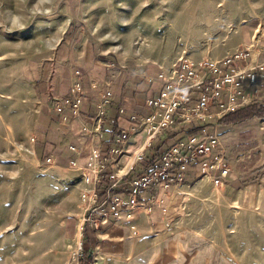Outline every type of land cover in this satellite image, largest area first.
Returning <instances> with one entry per match:
<instances>
[{"label":"rangeland","instance_id":"1","mask_svg":"<svg viewBox=\"0 0 264 264\" xmlns=\"http://www.w3.org/2000/svg\"><path fill=\"white\" fill-rule=\"evenodd\" d=\"M0 1L7 5L0 15V264H76L85 229H99L85 222L94 214L83 197L93 185L92 173L71 160L47 161L39 125L41 104L58 100L56 105L64 97L55 85L58 58L49 56L59 43V25L67 24L63 40L73 43L89 18L99 23V48L110 50L105 56L148 74L154 67L153 75L162 66L170 75L181 56L198 65L235 51L263 50L264 0ZM76 70L82 72L73 67L72 77ZM259 127L260 122L225 145L229 167L238 148L243 172L263 189L264 169L248 172L259 159ZM229 178L218 185L210 178L202 188L208 192L201 190L205 195L185 194L182 227L201 236L192 244L199 247L201 264H264V203L227 204Z\"/></svg>","mask_w":264,"mask_h":264},{"label":"crops","instance_id":"2","mask_svg":"<svg viewBox=\"0 0 264 264\" xmlns=\"http://www.w3.org/2000/svg\"><path fill=\"white\" fill-rule=\"evenodd\" d=\"M3 7L7 8V5L0 1V15ZM86 20L87 28L82 29L83 32L73 43L63 40L62 35L67 30V24H60L59 27H63V30L55 34L60 37L59 43L49 55L58 58L55 67L61 70V75L57 76L58 84H55L56 78L53 79L52 84L58 86L56 91L61 95L65 96L69 92L74 77H72L73 67L81 69L80 77L85 91L81 113L63 120L62 113L54 109L57 100L53 105L42 103L39 116V125L44 139L43 147H46L45 150L48 151L45 154L50 155L55 162L75 160L81 168L91 161L97 148L105 149L113 145L115 130L128 125L129 115L133 111L146 114L150 112V108L145 105V99L161 84L159 79H155L153 84L147 81L149 75H157H153L156 73L154 67H149L148 71L152 74H148L144 67L129 68L126 63L115 58L101 60L99 55L105 57L110 50L99 48V38L102 37L99 33V23L93 25L91 19ZM97 21L99 22V19ZM82 24L84 25V22ZM252 56L253 61L264 60V49L260 48L256 54L252 52ZM47 65L45 71L49 74L51 63ZM107 88L113 90L114 100L126 111L120 114L116 108H112L109 116L98 129L99 124L97 121L92 122L90 117L94 115L95 104ZM258 122H260V127L255 134L256 140L253 139L257 151L255 153L259 154V159L251 171H248L250 173H257L264 169V120L258 121L257 118H251L220 125L222 128L220 131L224 133L222 139L226 144ZM169 130H163L156 136L153 141L154 146L148 148L147 153L156 148L161 141H164L162 146L171 143L167 138V134L171 131ZM149 136L147 127L133 133L118 162L111 165L110 169L119 175L127 173L136 163V151L144 147ZM71 144L76 145L79 150H70ZM237 150L238 148H235L229 159L232 173L229 174L231 178L228 182L232 189L226 190L227 193L223 194L224 200L227 204H234L241 208L262 204L264 198L259 196L264 194V188H259L256 181L245 185L241 183L247 174L242 169L244 160L235 153ZM209 182L210 177L207 175L197 178L190 176L186 182L174 190L168 192L160 190L158 195L161 201L151 210L140 204L130 211H123L118 218L102 217L101 227L93 228L92 232L88 233L90 240L95 239L92 264H201L199 247L192 245L197 242L194 237L198 239L201 236L196 233L198 232L196 230L190 232L189 228L182 227L184 209L182 202L188 191L193 190V193L197 192L198 195L202 193L201 190L205 193L207 190L202 188ZM202 195L205 194L202 193Z\"/></svg>","mask_w":264,"mask_h":264},{"label":"built area","instance_id":"3","mask_svg":"<svg viewBox=\"0 0 264 264\" xmlns=\"http://www.w3.org/2000/svg\"><path fill=\"white\" fill-rule=\"evenodd\" d=\"M170 72L168 75L160 66L156 76L147 77L150 84L155 78L161 81L157 90L145 99L150 112L133 111L128 125L115 130L113 145L108 149L97 148L91 161L85 164L84 168L92 173L93 182L83 196L93 206L94 214L85 219L91 227L100 228L102 217L118 218L123 211H130L140 204L151 210L161 201L160 190H174L190 176L207 175L218 185L230 174L218 119L226 112L264 96V60L253 61L249 49L198 65L181 56ZM80 75V70H76L68 94L55 105L63 120L81 113L85 91ZM112 108L120 114L126 111L114 100L113 90L107 88L90 117L92 122L97 121L98 129ZM195 126L197 131H190L147 153L163 130L187 131ZM142 127L148 128L150 136L144 147L136 151V163L127 173L117 174L110 166L118 162L131 135ZM69 148L79 150L74 144ZM149 157L153 158L151 163ZM46 159L55 162L50 155ZM71 164L77 165V162L71 160Z\"/></svg>","mask_w":264,"mask_h":264},{"label":"trees","instance_id":"4","mask_svg":"<svg viewBox=\"0 0 264 264\" xmlns=\"http://www.w3.org/2000/svg\"><path fill=\"white\" fill-rule=\"evenodd\" d=\"M108 55V54H107ZM112 56L109 55V57ZM108 56L103 57L102 59H108ZM251 118H262L264 119V96L260 98L253 99L251 102H248L242 106H239L238 108L234 110H230L226 112L223 116H221L218 119V124L220 125H227V124H232L236 123L239 121L251 119ZM197 127L190 128L189 130H180V129H170L171 135H169L167 138L170 140L172 143L174 141L175 137L182 136L184 134L189 133L190 131H195ZM197 131V130H196ZM178 134V135H177ZM181 134V135H180ZM166 141V140H165ZM164 141H161L160 144L157 145L156 148L161 147L163 145ZM170 144V143H169ZM110 146L105 147V149H108ZM153 158L149 157L148 161L151 163ZM110 171V169L108 170ZM261 172V171H258ZM251 175H257L255 172H251ZM254 177H249L245 176L243 180L241 181L242 185L251 183L255 180H253ZM94 245H95V239L94 240H89L88 232L85 229V237L82 242V251L80 255L78 256V264H92L93 263V250H94Z\"/></svg>","mask_w":264,"mask_h":264},{"label":"bare ground","instance_id":"5","mask_svg":"<svg viewBox=\"0 0 264 264\" xmlns=\"http://www.w3.org/2000/svg\"><path fill=\"white\" fill-rule=\"evenodd\" d=\"M244 29H245V31L243 32L244 33V39H248V37H249V31H248L247 27H245Z\"/></svg>","mask_w":264,"mask_h":264}]
</instances>
